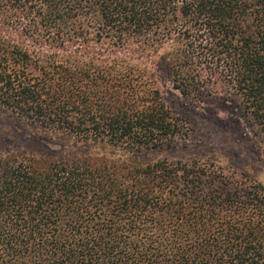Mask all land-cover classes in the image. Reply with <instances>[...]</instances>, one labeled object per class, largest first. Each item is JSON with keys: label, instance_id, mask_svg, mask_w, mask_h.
Listing matches in <instances>:
<instances>
[{"label": "trees", "instance_id": "trees-1", "mask_svg": "<svg viewBox=\"0 0 264 264\" xmlns=\"http://www.w3.org/2000/svg\"><path fill=\"white\" fill-rule=\"evenodd\" d=\"M232 102L264 146V0H0V264H264V187L188 136L162 89Z\"/></svg>", "mask_w": 264, "mask_h": 264}, {"label": "rangeland", "instance_id": "rangeland-1", "mask_svg": "<svg viewBox=\"0 0 264 264\" xmlns=\"http://www.w3.org/2000/svg\"><path fill=\"white\" fill-rule=\"evenodd\" d=\"M162 97L175 114L188 121L189 133L155 158L187 161L199 153L212 155L227 173L236 172L246 180L264 187V146L241 124L232 102L208 98L192 106L176 91L162 89ZM52 140L36 132L26 120L0 110V151L31 150L40 155L50 153Z\"/></svg>", "mask_w": 264, "mask_h": 264}]
</instances>
